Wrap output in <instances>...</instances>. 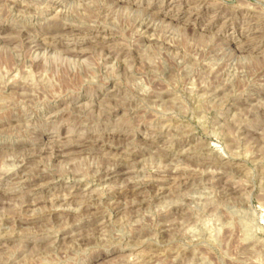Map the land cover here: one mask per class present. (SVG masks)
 <instances>
[{"label":"rangeland","instance_id":"rangeland-1","mask_svg":"<svg viewBox=\"0 0 264 264\" xmlns=\"http://www.w3.org/2000/svg\"><path fill=\"white\" fill-rule=\"evenodd\" d=\"M0 264H264V0H0Z\"/></svg>","mask_w":264,"mask_h":264}]
</instances>
